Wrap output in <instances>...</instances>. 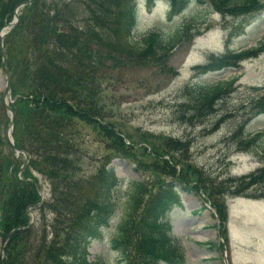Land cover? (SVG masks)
I'll return each mask as SVG.
<instances>
[{
  "label": "trees",
  "instance_id": "16d2710c",
  "mask_svg": "<svg viewBox=\"0 0 264 264\" xmlns=\"http://www.w3.org/2000/svg\"><path fill=\"white\" fill-rule=\"evenodd\" d=\"M26 1L0 0V29L13 19L17 7ZM153 1L148 0L149 4ZM191 1L206 5L199 10L202 14L209 9L223 14H251L262 3L260 0ZM169 2L172 20L190 0ZM84 14L89 17L80 18ZM137 15V0H32L19 9V23L5 36L4 46L15 98L11 103L16 115L15 144L27 152L29 162L21 174L23 178L17 175L21 166L15 160L6 158L0 162V233L4 237L11 233L6 246L7 260L0 261L1 264H25V258L31 256L38 257L35 264H106L102 258L88 260L87 244L100 227L109 225L118 216L120 197L117 194L123 179L110 166L114 157L132 162L134 170L144 174L143 177L153 171L171 178L166 182L158 179L152 186L143 179L130 180L126 209L112 242V247L120 251L127 264H156L162 260L186 264L182 242L167 233L164 217L180 200L178 186L201 196L205 194L204 199L216 206L223 220L226 219L224 195H239L243 191L241 185L233 189V184L239 181L235 178L222 193L216 192L214 183L217 180L186 160V149L177 153L186 141L148 130H137L136 141L134 133L124 128L125 125L108 118L104 89L97 80L102 82V76H93L111 57L104 51H114L119 63L124 60L123 55L156 57L158 52L173 50L181 37L177 30L169 39L162 32L153 31L142 41H136ZM260 44V48L229 52L216 67H237L247 54L257 55L264 48V43ZM231 57L234 59L229 61ZM1 68L5 69V64L0 53ZM236 80L234 77L228 81L198 83L193 85L194 94L202 104L209 105L223 96ZM251 104L257 112H264V95L253 99ZM83 126H88L89 133L108 150L102 164L89 174H85L81 153L85 143ZM234 131L235 134L241 132L234 139L238 148L247 149L242 145L262 143L264 150V130L242 140V136L251 132L246 133L243 126ZM3 144L8 141L0 123V146ZM32 169L49 179L55 200L47 205H53L55 215L71 213L65 223L58 214L59 225L50 224L53 229L49 232L45 214H41L45 233L40 242L33 244L30 238L34 227L25 229L26 232L19 229L29 225L31 205L35 206L33 209L46 207L45 202L44 207L36 206L41 199L40 185ZM75 177H80V181L76 182ZM244 177L249 179L248 183H243L246 188L262 186L264 166ZM58 179L68 186L69 193L56 194ZM74 190L79 195L71 194ZM146 194L149 201L144 216L138 220L137 210ZM62 228L65 238L60 241L58 236ZM49 233H52L51 238ZM86 233L91 237L87 241Z\"/></svg>",
  "mask_w": 264,
  "mask_h": 264
},
{
  "label": "rangeland",
  "instance_id": "374dc122",
  "mask_svg": "<svg viewBox=\"0 0 264 264\" xmlns=\"http://www.w3.org/2000/svg\"><path fill=\"white\" fill-rule=\"evenodd\" d=\"M138 4L136 41H142L144 36L153 31L162 32L169 39L177 30L181 37L173 50L158 52L156 57L123 55L124 60L119 63L114 51H104L111 54V57L107 58L106 64L99 65L102 70L99 68L93 76H102V82L97 80L104 89L103 99L107 102L105 107L108 118L125 125L124 128L134 133L136 141L137 130L163 133L179 141H186V145L178 149L177 153L186 149L185 159L203 167L212 179L217 180L214 187L218 193L232 184L233 179L239 178L232 187L237 190L238 185H241L243 191L240 195H224L225 220L221 219L211 201L205 204L203 198L194 192H182L180 200L170 209L166 218V225L170 227L168 232L181 240L186 264H264V184L259 188H246L243 184L249 181L248 178L244 179L245 175L264 166L263 145L244 144L242 146L247 149L238 148V142L234 139L241 132L233 133L239 126H243L246 133L251 132L248 136H242V140L264 130V112H257V108H253L251 104L253 99L264 95V48L257 55L247 54L240 59L237 68L225 67L209 71L223 58H227L224 54L230 48L238 52L253 46L259 47V42H264V12L255 16L238 13L222 15L214 12L202 14L199 10L204 7L191 1L170 20L166 14L169 9L168 1L156 0L149 5L147 0H138ZM261 8H264V2L261 3ZM82 17L89 16L84 14L80 16ZM234 76L238 77L235 83L212 104H202L194 94L193 85L229 80ZM6 85V71L1 68L0 123L7 137L10 113L6 107ZM12 99L15 100L13 94ZM87 127L83 126L85 143L82 144L81 152L84 156L85 174L95 172L108 154L104 143L89 133L90 129ZM16 157L17 152L10 145L0 146V162L6 158L13 161ZM25 162L26 158L22 155L17 158L16 163L22 166ZM110 165L123 179L117 194L120 197L116 212L118 216L114 227L104 226L100 236L91 241L89 259L93 261L103 258L108 264H120L118 252L111 248V241L126 209L130 180L143 179L152 186L158 179L166 182L171 178L153 171L143 177L144 174L136 172L130 161L122 158L114 157ZM32 172L38 185L44 190L40 194L45 196L46 207L42 202L38 206L44 208L33 211L38 220L36 226H33L31 244L40 242L45 233L42 231L44 220L40 214H45L47 222H56L57 225L60 221L58 214L65 220L63 223L71 214L55 215L56 212L51 208L53 205H47L55 200L49 179L34 169ZM21 173L19 170L17 175ZM75 178L76 182L80 181V177ZM151 180L154 182L150 183ZM57 184L58 196L70 192L63 180L60 182L58 179ZM157 190L158 187L154 193ZM71 194L79 195L76 190ZM246 194L252 196L247 197ZM148 197L146 194L137 210L138 220L144 216ZM77 207L75 205L74 208ZM219 219L222 221L220 224ZM64 236L62 228L61 236H58L60 241ZM51 237L52 233H49V238ZM5 238L0 233V253L4 251ZM38 261L37 256L25 258V264H35Z\"/></svg>",
  "mask_w": 264,
  "mask_h": 264
},
{
  "label": "water",
  "instance_id": "95a60500",
  "mask_svg": "<svg viewBox=\"0 0 264 264\" xmlns=\"http://www.w3.org/2000/svg\"><path fill=\"white\" fill-rule=\"evenodd\" d=\"M18 19H19L18 18V14H16L15 21H13V22H11L9 24L10 25V29L13 28L17 24ZM5 34H6V32H2L0 34V46H1V49H2V54H3L4 61H5V63H7L6 62V57H5V51H4V48H3V36ZM10 81H11V78H10V74H9V69L7 67V87H6V95H8V97L6 99V105H7L8 109L11 112V122H10V126H9V129H8V137H9L8 139H9L10 144L17 150L18 154L20 155L23 151L20 150L19 148H17L15 146L14 138L12 137V131H13V127H14L15 113H14V111L11 109V107L8 104V101H11V93H12L11 92V82Z\"/></svg>",
  "mask_w": 264,
  "mask_h": 264
}]
</instances>
